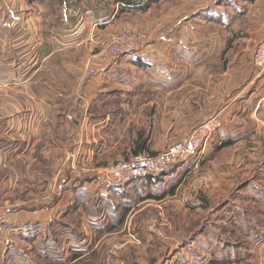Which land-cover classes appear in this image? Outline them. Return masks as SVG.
Listing matches in <instances>:
<instances>
[{
	"label": "crops",
	"instance_id": "1",
	"mask_svg": "<svg viewBox=\"0 0 264 264\" xmlns=\"http://www.w3.org/2000/svg\"><path fill=\"white\" fill-rule=\"evenodd\" d=\"M180 1L170 11L187 21L184 32L175 30L174 34L157 33L153 37L144 34L146 47L142 51L117 57L103 75L93 78L83 72L92 40L118 30L123 25L119 18L133 12L117 13L118 4L112 0H0V140H6L0 143V171L8 169L13 174H5L8 186L19 181L16 168L29 172L36 164L40 169L47 168L48 163H55L54 156L56 164L62 158L63 164L65 154L71 151L77 155L78 167L87 170L138 153H157L205 120L209 108L193 113L188 98L198 86L189 79L198 72H211L209 67L221 61L226 47L221 35L197 36L198 32L190 30L207 16L227 25L230 20L249 15L251 8L260 9L264 25V0H238L237 4L235 0ZM231 2L235 10L232 16L222 10ZM184 8L191 13L182 11ZM151 10L150 6L135 13ZM144 21L135 28L148 31L149 22ZM154 24L150 28L155 29ZM210 41L216 48H210ZM237 52L240 59L231 61L227 68H217V72L225 75L229 71L233 79L236 75L239 78H223L220 83H207L205 88L216 97L211 105L230 103L222 113L221 128L211 137L203 155L214 148L250 141L264 125V71L253 65L252 54L246 58ZM122 62L135 67L134 77L120 69ZM115 73L118 77L113 79ZM186 163H177L180 166L170 174L180 173ZM91 178L79 179L78 185L66 193L76 201L68 212H76V234L82 232L83 238L76 235V250L70 260L56 258L51 264H74L92 253L106 264H127L120 259L105 260L109 239L128 230L129 216L147 206L161 208L170 189L167 175L139 177L105 191H97L90 184ZM246 181L243 185L251 187V198L264 196L263 184ZM11 207H0V224H12V228L24 225L26 233L34 232L33 224L41 226L38 231L58 230L48 224L59 216L54 208ZM251 231L248 261L264 264V225ZM256 235L261 236L259 240Z\"/></svg>",
	"mask_w": 264,
	"mask_h": 264
},
{
	"label": "rangeland",
	"instance_id": "2",
	"mask_svg": "<svg viewBox=\"0 0 264 264\" xmlns=\"http://www.w3.org/2000/svg\"><path fill=\"white\" fill-rule=\"evenodd\" d=\"M179 1L158 0L152 3L150 13L139 14L127 11L133 14H123L119 19L123 20V25L132 28L145 41L147 35L153 37L157 33L174 34L175 30L184 32L186 28L184 22L187 21L181 20L179 14L170 11ZM235 3L237 4L238 0H235ZM168 5H171L170 8ZM223 8L225 7H222V10L227 12L226 15L232 16L235 11L232 9V2L230 6ZM190 10L184 8L182 11L190 14ZM148 16L151 17L150 20ZM142 17L147 19H141ZM207 17L202 19V23L193 25L194 30L190 32H198L197 36H202L201 34L204 33L221 35L226 51L218 64L213 63L209 67L211 72H198L190 76L189 81L198 88L189 95L188 99L193 104V113L206 107L209 108V114L218 109L220 104L211 105L216 97L205 91L207 83L210 86L220 83L223 78L231 81L239 78L236 75L237 77L233 79L234 74L229 71L225 75L221 71L217 72V68H227L231 61L239 60L240 57L236 58L238 50L246 58L252 54L255 42L259 35L261 37L263 21L259 8H251L249 15L236 21L230 20L227 25L217 21L214 16ZM142 20H145L144 23L149 22L146 32L135 28ZM152 22L156 23L155 29L150 28ZM119 29L105 36L98 35L94 40L105 39ZM213 44L210 41V48H216ZM120 64V69H124L126 76L136 75L135 67L125 62ZM116 77L118 73L112 76L113 79ZM190 116L194 115L190 114ZM263 129L264 125L260 129L261 133L250 141L226 146L223 149L214 148L215 150L204 154L197 169L207 175L208 182L196 190H188L187 180L182 181L186 173L191 170L193 160L190 159L181 166L180 173L171 175L170 173L176 172V168L180 166V164L175 165L167 172L168 174H165L172 191H169L168 196L160 203L161 208L147 206L139 214L129 216L128 230L118 234L119 236L112 234L109 239L110 243L107 244L104 252L105 260L116 262L120 259V262L127 264H256L248 261L249 234L254 233L251 229L264 225V215H262L264 196L252 195L251 198L249 196L251 187L243 183L253 179L264 186ZM5 141L2 137L0 143ZM52 160H55V163H48L47 168L40 169L39 165H34L36 168L31 172L28 169L16 168L14 172L18 175L19 181L14 182L15 185L13 184L12 187L5 182L6 178H9L5 174H13L8 169L0 171V207L14 206L23 210L54 208V212L59 213L54 221L48 222L49 226L58 229L54 232L51 229L38 231L41 228L39 224H33L32 233H26L24 225H19L17 229L10 227L12 224H0V264H51L50 262L56 258L70 260L76 250V247H73L78 239L76 235L83 238L82 232L76 234V212L74 213V210L68 212L76 201L66 193H70V188L78 185L79 179L92 177L96 169L76 167L74 170L70 164H62L63 158L58 164H56V156ZM182 169L184 170L181 171ZM60 185L65 187L60 188ZM58 189L62 190L60 194L57 192ZM185 189L189 195L183 202L181 193ZM46 226L47 224L44 225ZM260 237L259 235L257 240ZM104 262L101 256L92 253L90 256L82 257L78 262L75 261L74 264H106Z\"/></svg>",
	"mask_w": 264,
	"mask_h": 264
},
{
	"label": "built area",
	"instance_id": "3",
	"mask_svg": "<svg viewBox=\"0 0 264 264\" xmlns=\"http://www.w3.org/2000/svg\"><path fill=\"white\" fill-rule=\"evenodd\" d=\"M252 52V63L259 70L264 71V25ZM93 47L83 65V72L88 77L103 75L106 66L117 57L142 51L146 42L127 25L120 27L116 33L109 34L105 39L92 40ZM230 102H224L221 107L209 113L205 120L197 124L187 135L172 140L165 149L154 153H138L126 160H116L95 170L90 184L97 191L109 190L114 186L130 183L147 175H159L170 171L177 163L193 160L191 170L186 173L182 181L187 180L188 190H196L208 182L207 175L197 168L203 156L204 149L214 133L222 126V113ZM76 153L67 152L64 165L70 164L76 170ZM186 188V189H187ZM186 189L182 191L181 200H187ZM178 190V189H176ZM59 190H57L58 192ZM114 246V245H113ZM112 246V247H113Z\"/></svg>",
	"mask_w": 264,
	"mask_h": 264
},
{
	"label": "trees",
	"instance_id": "4",
	"mask_svg": "<svg viewBox=\"0 0 264 264\" xmlns=\"http://www.w3.org/2000/svg\"><path fill=\"white\" fill-rule=\"evenodd\" d=\"M112 1L118 4L117 13H119V12H124V11H134V12L146 11L152 5V3H155L158 0H112ZM150 154H154V153H150ZM165 174H168V173L165 172L159 175L147 174L141 177H146V178L147 177H160V176H166ZM169 191H172V188H170Z\"/></svg>",
	"mask_w": 264,
	"mask_h": 264
}]
</instances>
